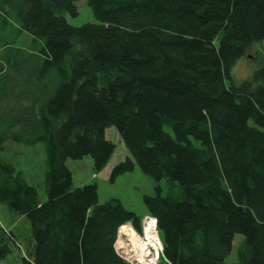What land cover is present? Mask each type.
<instances>
[{
    "label": "trees",
    "instance_id": "trees-1",
    "mask_svg": "<svg viewBox=\"0 0 264 264\" xmlns=\"http://www.w3.org/2000/svg\"><path fill=\"white\" fill-rule=\"evenodd\" d=\"M75 2L0 0V151L42 142L46 158L44 200L0 159V203L31 225L20 264H132L115 242L142 217L66 165L102 171L113 125L128 155L108 177L154 179L142 198L166 264H264V60L231 74L264 37V0H86L96 23L73 26ZM13 237L0 226V258Z\"/></svg>",
    "mask_w": 264,
    "mask_h": 264
},
{
    "label": "rangeland",
    "instance_id": "rangeland-1",
    "mask_svg": "<svg viewBox=\"0 0 264 264\" xmlns=\"http://www.w3.org/2000/svg\"><path fill=\"white\" fill-rule=\"evenodd\" d=\"M75 4H77V16L72 17L66 14L67 20L71 25L76 26L87 22L96 23L86 0H76ZM22 39V43L24 44L26 39L24 36H22ZM248 51V54L242 55L237 59L231 69L235 83H240L242 80L251 78L254 74L253 72L262 65L264 60V37L260 41L253 42ZM249 123L252 124L253 122L250 120ZM105 134L113 144H116V147L112 157L102 171L99 173L94 171L92 158L88 155L83 156L82 159L71 158L66 161V165L72 173L73 185L82 186L83 184L96 182L99 203H104L109 198L117 197L121 199L126 209L134 211L137 216L144 217L147 215V209L143 203L142 196L153 194L156 182L151 176L145 175L140 166L136 164L133 171L119 175L113 182L110 181L108 176L111 169L116 163L125 159L128 151L122 143L120 135L114 125L107 127ZM0 159L11 163L16 171L21 172L24 180L36 188L37 192H39L40 199H46V194L43 190L46 158L45 147L42 142L24 145L20 142L7 139L0 151ZM159 183L166 189L165 179H161ZM0 226L6 232L11 231L14 236V240L9 238L7 241L10 251L4 258H0V264H20V257L24 254L28 240L30 239L31 225H29L28 219L24 215L12 212L6 204L0 203ZM138 235L139 237L145 236V231H143L142 227ZM234 238L232 250L225 258L227 263L237 261L236 250L243 237L241 234H238ZM115 249L128 262L137 264L129 259L128 255L123 253L121 248L117 249L115 246ZM149 250L154 252L150 247ZM158 252L155 256L156 263L166 264L164 259H162L160 249Z\"/></svg>",
    "mask_w": 264,
    "mask_h": 264
},
{
    "label": "bare ground",
    "instance_id": "bare-ground-1",
    "mask_svg": "<svg viewBox=\"0 0 264 264\" xmlns=\"http://www.w3.org/2000/svg\"><path fill=\"white\" fill-rule=\"evenodd\" d=\"M115 243L117 249L121 248L123 253L137 264H157L155 256L162 247V243L152 226L145 228L144 237H139L129 223L119 227L118 239ZM149 247L154 252L150 251Z\"/></svg>",
    "mask_w": 264,
    "mask_h": 264
},
{
    "label": "built area",
    "instance_id": "built-area-1",
    "mask_svg": "<svg viewBox=\"0 0 264 264\" xmlns=\"http://www.w3.org/2000/svg\"><path fill=\"white\" fill-rule=\"evenodd\" d=\"M142 222H141V226H142V229L143 231H145V228L146 227H150L152 226L153 227V230L156 231V234H157V229H156V225H157V220L151 216V215H145L142 219ZM158 235V234H157ZM152 249V248H150ZM160 251H162V247L160 248Z\"/></svg>",
    "mask_w": 264,
    "mask_h": 264
}]
</instances>
